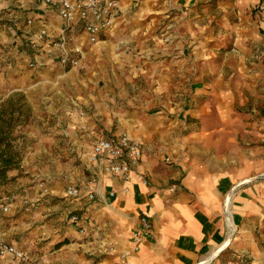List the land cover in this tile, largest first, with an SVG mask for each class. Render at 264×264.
Here are the masks:
<instances>
[{"label": "crops", "instance_id": "obj_1", "mask_svg": "<svg viewBox=\"0 0 264 264\" xmlns=\"http://www.w3.org/2000/svg\"><path fill=\"white\" fill-rule=\"evenodd\" d=\"M14 3L5 14L14 34L0 32L15 43L0 55V103L41 88L35 76L56 69L78 96L60 100L57 89L48 109L31 104L0 237L27 264H264V0H121L112 29L82 46L73 69L42 54L27 69L23 33L38 24L26 19L42 18L52 34L60 20L39 0ZM123 133L143 151L128 181L90 158L96 141ZM69 186L78 199L66 196ZM24 201L36 209L25 213ZM74 214L84 235L68 221ZM142 217L151 233L123 260Z\"/></svg>", "mask_w": 264, "mask_h": 264}, {"label": "built area", "instance_id": "obj_2", "mask_svg": "<svg viewBox=\"0 0 264 264\" xmlns=\"http://www.w3.org/2000/svg\"><path fill=\"white\" fill-rule=\"evenodd\" d=\"M121 0H39L40 5L54 12L60 20V26L55 32H50L48 25L38 18L37 20L28 17L26 25L32 27L37 22L38 27L35 31L29 28L28 32L23 33L24 46L29 48L31 61L28 66L35 68L38 54L54 59L63 69H73L79 66L80 56L82 55L83 45H94L101 41L104 35L112 29L115 19L121 13ZM19 7H23L30 0H18ZM29 11V10H26ZM258 11L264 15V4L258 6ZM84 117V114H80ZM264 125V120L261 122ZM142 146L139 142L131 139L127 134H120L113 139H100L96 141L91 149V161H103L102 171L105 174L120 177L128 181L130 174L135 171L142 158ZM136 179L145 184V178L136 173ZM264 176V175H262ZM92 178L89 185L95 183ZM234 191V190H233ZM233 191L231 195L233 194ZM66 196L70 199H78L80 191L74 186L66 188ZM110 193V197H114ZM88 200H93V193L86 195ZM227 199V198H226ZM225 199L224 215L229 209L230 199ZM36 209L32 203L24 201L25 213H31ZM3 212L8 211V207L2 208ZM70 222L77 227L78 233L84 235L82 225L83 218L80 215H72ZM233 232V229H232ZM151 233V224L145 217L140 218L138 228L131 235V246L123 250L120 256L123 260L132 254L138 253L142 241ZM109 252H114L110 247ZM28 258L25 252L4 241L0 237V264H27ZM210 264V262L208 263Z\"/></svg>", "mask_w": 264, "mask_h": 264}, {"label": "rangeland", "instance_id": "obj_3", "mask_svg": "<svg viewBox=\"0 0 264 264\" xmlns=\"http://www.w3.org/2000/svg\"><path fill=\"white\" fill-rule=\"evenodd\" d=\"M14 2H16V0H0V32L1 31L6 32L5 36H11V34H14L12 23L10 22L9 18L5 16V14L9 13L8 12L9 9L11 10L12 5L15 4ZM12 9L14 10L13 7ZM14 45H15L14 42H9L6 40L0 42V55L2 54V52L7 54L10 48ZM28 67L29 66H27V69L30 68ZM66 74H64L62 71H59L58 69L53 70L51 72H45L44 74H39V73L37 75L35 74L36 76H35L34 81L36 83H41V82H44V83L42 84L43 86L41 88L34 90L33 92H30L32 95L31 97H30V93L26 91L24 87L20 88L17 91H14L13 93H11V95L21 94L23 96L24 103L26 104L29 110L28 116L30 117L32 113L31 104L33 105V107L38 108L40 111H44L45 109H48L52 101L56 99V98L50 99V96L52 95L53 91H56L57 89L62 91L59 94V95H62V97L60 96V100L66 99L65 101H67V99H70L73 96H76V97L78 96V95H74L73 90H72L74 88L73 86L67 83L65 84V82H64V86H61L63 81L67 80L68 78V75ZM63 75L65 76L64 79L62 78ZM29 117L27 118L25 123L17 126L12 132V138H13L12 145L15 151L18 153V163L16 167L12 169L11 171H16L18 176L20 175V172H21L20 164L22 160V151L20 150V148L18 149V143L25 142V140L23 139L25 136H23V134L21 135L18 131L20 130L21 127H24L28 124L27 122L29 120ZM260 118L261 117L258 118L257 122L260 120ZM77 164H80V163L78 162ZM14 180H15V177H10L8 178V181H6L3 184H0V205L4 203L5 201L7 202L9 201V197L12 191H9L8 186L10 185V182H14ZM70 216L71 215L68 216V221L70 220ZM230 253L226 252L227 255H229ZM244 263L245 262H241L240 264H244Z\"/></svg>", "mask_w": 264, "mask_h": 264}, {"label": "trees", "instance_id": "obj_4", "mask_svg": "<svg viewBox=\"0 0 264 264\" xmlns=\"http://www.w3.org/2000/svg\"><path fill=\"white\" fill-rule=\"evenodd\" d=\"M28 111L21 94L10 95L0 103V184L8 181V172L18 163V153L12 145V132L26 122Z\"/></svg>", "mask_w": 264, "mask_h": 264}, {"label": "bare ground", "instance_id": "obj_5", "mask_svg": "<svg viewBox=\"0 0 264 264\" xmlns=\"http://www.w3.org/2000/svg\"><path fill=\"white\" fill-rule=\"evenodd\" d=\"M231 200V199H230ZM226 219H227V224H228V227H231L232 225V218H231V212L230 210L228 209L227 213H226ZM233 229V228H232ZM231 235V234H230ZM231 239H230V236L226 239L225 243L222 245V249L217 253V255H219V253H221L225 248L229 247L230 243H231ZM215 255V257L217 256ZM204 264H207V263H204Z\"/></svg>", "mask_w": 264, "mask_h": 264}, {"label": "water", "instance_id": "obj_6", "mask_svg": "<svg viewBox=\"0 0 264 264\" xmlns=\"http://www.w3.org/2000/svg\"><path fill=\"white\" fill-rule=\"evenodd\" d=\"M231 193H232V191H231L230 194L227 196V199H226V200H228V199L230 198ZM233 237H234V231H233L232 234L230 235V239L232 240Z\"/></svg>", "mask_w": 264, "mask_h": 264}]
</instances>
